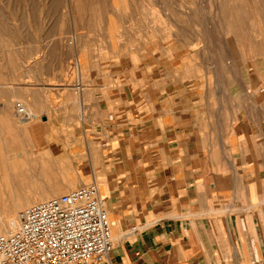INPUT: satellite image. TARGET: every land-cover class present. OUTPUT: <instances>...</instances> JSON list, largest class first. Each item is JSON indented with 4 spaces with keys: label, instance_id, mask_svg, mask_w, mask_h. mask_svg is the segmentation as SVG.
Here are the masks:
<instances>
[{
    "label": "crops",
    "instance_id": "crops-1",
    "mask_svg": "<svg viewBox=\"0 0 264 264\" xmlns=\"http://www.w3.org/2000/svg\"><path fill=\"white\" fill-rule=\"evenodd\" d=\"M95 1L56 10L74 39L54 70L43 3V40L25 47L40 55L24 63L30 83L0 93V177H20L22 205L50 192L51 154L74 165L63 189L99 178L115 238L92 264H264V82L210 89L195 77L193 25L169 39L177 24L133 29ZM17 102L42 120L19 122Z\"/></svg>",
    "mask_w": 264,
    "mask_h": 264
},
{
    "label": "rangeland",
    "instance_id": "rangeland-1",
    "mask_svg": "<svg viewBox=\"0 0 264 264\" xmlns=\"http://www.w3.org/2000/svg\"><path fill=\"white\" fill-rule=\"evenodd\" d=\"M97 1L99 0L92 4L105 5L108 15L109 12L117 11L121 17L123 14L128 16L133 29L144 28L148 24L153 26L156 24L155 19L157 23L162 21L164 26L177 24V35L164 34L169 39L177 36L185 42L186 27L193 25L195 77L201 84L207 82L210 89H218L220 85L226 93H249L251 82H257L259 86L264 82V0H117L116 3L113 0ZM43 3L45 7L48 4L51 9L49 20L52 25L48 26L49 33L44 37L52 47L51 70L71 56L69 48L58 47L65 39L70 44L74 38L70 32H65L63 27L60 29L56 11L60 9L59 6L68 9L71 3L64 0H0V93H10L11 88H17V83H20L19 93H24L25 90L21 87L30 83L24 79V71L27 69L24 63L28 58L34 60L40 55L39 50H31L28 56L25 47L28 43L35 44L43 40L39 18ZM169 16L174 23L167 19ZM147 36L151 39L154 37L153 34ZM12 69L15 75L18 73V79L12 77ZM26 107L31 110L27 105ZM16 114L15 111V118L19 122L22 121ZM34 114L36 117L32 115L29 121L42 120L41 115ZM36 152L39 153L37 147ZM50 158L53 163L52 177H58L67 173V169L74 168L69 160L58 161L54 154H51ZM37 164L39 163L35 162V165ZM91 181L92 178L78 179L74 186L62 190L57 196L69 193ZM30 205L32 204L20 208L19 211ZM7 212V209L0 208V233L12 230L8 225H3L8 220ZM113 237L115 238L114 230Z\"/></svg>",
    "mask_w": 264,
    "mask_h": 264
},
{
    "label": "built area",
    "instance_id": "built-area-1",
    "mask_svg": "<svg viewBox=\"0 0 264 264\" xmlns=\"http://www.w3.org/2000/svg\"><path fill=\"white\" fill-rule=\"evenodd\" d=\"M15 107L20 120L32 117L22 102ZM106 203L98 182L92 180L26 207L20 212L17 228L0 233V264L105 262L114 239Z\"/></svg>",
    "mask_w": 264,
    "mask_h": 264
},
{
    "label": "bare ground",
    "instance_id": "bare-ground-1",
    "mask_svg": "<svg viewBox=\"0 0 264 264\" xmlns=\"http://www.w3.org/2000/svg\"><path fill=\"white\" fill-rule=\"evenodd\" d=\"M33 114V113H32ZM47 164L51 163V160L47 162ZM46 164V165H47ZM53 163L50 164V166ZM45 165V166H46ZM62 167V164H61ZM34 184L37 186L40 184L38 178L39 176L35 173L33 177ZM48 182L51 184V190L50 192L46 193H41V194H35L33 200H30L28 204H33L36 203L39 200H47L51 197L57 196L63 189V187L56 185L58 183V177H46ZM99 186H100V192L101 196L105 198L104 196L106 195L105 188L103 187L101 180L99 178ZM63 180H66L63 178ZM20 183V177L18 176H9V175H3L0 177V208L1 207H7V208H2V209H7L8 210V220L7 222L3 223L4 226L8 225L10 229H15L19 225V215H20V208H23L26 205H22L21 202L19 201V194L17 193V186ZM38 189V187H37ZM36 189V190H37ZM27 204V205H28ZM106 207H108V202L106 203ZM108 210V209H107ZM19 214V215H17Z\"/></svg>",
    "mask_w": 264,
    "mask_h": 264
}]
</instances>
